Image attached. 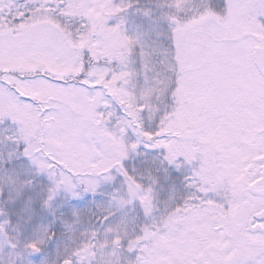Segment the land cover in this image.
I'll list each match as a JSON object with an SVG mask.
<instances>
[{"label":"snow or ice","instance_id":"1","mask_svg":"<svg viewBox=\"0 0 264 264\" xmlns=\"http://www.w3.org/2000/svg\"><path fill=\"white\" fill-rule=\"evenodd\" d=\"M0 264H264V0H0Z\"/></svg>","mask_w":264,"mask_h":264}]
</instances>
